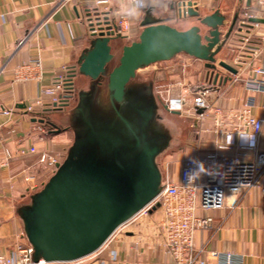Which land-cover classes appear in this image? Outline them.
Masks as SVG:
<instances>
[{
  "label": "crops",
  "instance_id": "0c3cea01",
  "mask_svg": "<svg viewBox=\"0 0 264 264\" xmlns=\"http://www.w3.org/2000/svg\"><path fill=\"white\" fill-rule=\"evenodd\" d=\"M177 1L182 0H166L162 9L152 10L153 14L175 22ZM192 1L202 14H209L218 8L229 20L237 12L239 17L246 16V13L264 16L254 0ZM121 4L122 0H111L109 8L105 10L96 4V0H0V255H9L18 242L28 243L17 207L50 178L57 163L64 159L73 139L71 130L58 132L40 121V118L47 117L62 122V113L69 106L54 107L53 96L43 90L64 73L65 66L78 69L79 55L91 37L90 18L94 21L97 16L114 19L121 10ZM143 15L136 19L129 18L130 35L139 31ZM194 19L187 17L180 21L191 26L195 24ZM227 28L228 25L223 30ZM235 32L229 38V43H241L240 35H247L253 42H259L260 37H264V22L251 23L238 35ZM36 57L41 60L40 77L16 80V68ZM187 63L191 64V61ZM203 64L205 66L204 61ZM206 72L208 74L209 69ZM77 75L74 77V90ZM205 78L207 81V76ZM214 83L212 81L207 86L205 97L208 108L203 119L194 126L192 139H182L181 145L172 151H185L180 166L165 169L166 175L174 181L178 180L185 159L197 153L217 150V144L224 142L227 135L233 132L229 123L225 129L217 130L215 118L218 108L225 114L230 111L239 114L238 118L232 116L231 121L242 127L241 133L233 132L231 135L233 147L219 150L222 156L251 160L256 152H264V93L248 90L242 80ZM39 99L42 103L37 104ZM248 100L254 102L251 114L262 120V129L255 137L256 148L243 150L239 145L248 144L253 138L251 127L242 119ZM71 101L72 97L69 103ZM29 106H33L34 110L29 111ZM4 109L10 112H2ZM66 131L72 135L70 141L64 138ZM184 143L188 144L189 149L184 150ZM32 147L36 151H32ZM44 152L57 160L55 165L41 161ZM29 175L33 176L30 180L26 178ZM263 186L264 171L260 175L259 185L243 189L238 195L228 192L225 206L209 210L198 208L200 216L213 219L208 228L198 229L195 234L196 251L204 264H218L212 251L241 253L244 264H264ZM161 215L160 205L138 215L128 231L84 257L81 264H174L173 257L154 233Z\"/></svg>",
  "mask_w": 264,
  "mask_h": 264
},
{
  "label": "water",
  "instance_id": "95a60500",
  "mask_svg": "<svg viewBox=\"0 0 264 264\" xmlns=\"http://www.w3.org/2000/svg\"><path fill=\"white\" fill-rule=\"evenodd\" d=\"M177 7L176 21L196 17L199 24L181 28L146 10L135 35L91 33L74 74L85 80L66 103L62 122L40 118L55 131L71 130L73 139L50 178L17 207L33 261L78 260L96 252L161 193L166 172L158 157L181 145L182 132L165 122L154 80L139 78V69L186 53L215 71V82H227L216 55L237 25L241 30L264 22V17H239L238 12L229 20L218 8L202 14L192 0ZM95 21L101 23L100 16ZM220 65L237 71L226 62Z\"/></svg>",
  "mask_w": 264,
  "mask_h": 264
},
{
  "label": "built area",
  "instance_id": "2783aa9c",
  "mask_svg": "<svg viewBox=\"0 0 264 264\" xmlns=\"http://www.w3.org/2000/svg\"><path fill=\"white\" fill-rule=\"evenodd\" d=\"M254 1L264 15V0ZM96 4L106 10L109 8L111 0H96ZM246 16L256 15L246 13ZM100 20L101 23L98 24L96 21L90 19L89 25L91 33H99L104 30L105 32L111 31L114 33L129 34L131 31V22L128 17L121 14V10L118 11V15L114 19L100 17ZM244 27L239 31L235 30V33L237 35L241 33ZM240 36L242 37L240 40L241 43L237 41L229 43V40H227L223 45L227 47L231 55L224 52L222 57L217 58L216 65L220 77H229L228 81L242 80L248 90L264 93V37H260L261 41L255 43L247 35ZM248 57L251 60H247ZM258 60L260 61L258 62ZM220 62L230 64L237 71L235 73L230 72L227 68L220 65ZM40 72L41 60L39 57H36L16 68L15 79L29 80L39 78ZM75 72V67L65 66L64 73L60 74L51 86L43 90L44 93L53 96L55 107H62L70 101L74 90ZM209 81L207 79V82ZM209 83L211 84V82ZM215 83L222 84L219 80ZM206 91H208V88L204 87L201 94L194 101L196 111L199 108L202 109L201 112H198L200 119H203L205 111L208 108L205 97ZM40 103H42L41 100H37V104ZM183 103L184 101L180 99H171L168 104L170 109L176 110L181 108ZM253 104L254 102L252 100H248L245 103L242 119L246 125L251 127V135L254 137V140H251L248 144L239 145L240 149L243 150L256 148L255 137L261 133L262 129V120L251 114ZM28 110L33 111L34 107L29 106ZM2 112L9 113L10 110L4 109ZM216 115L215 122L217 130L225 129L229 123L233 132H242V127L234 123V121H231L232 116L238 118L239 114L234 111L225 114L218 108ZM232 133L227 135L224 142L217 144V150L205 154L197 153L185 159L177 181L172 180L169 175H166L165 185L155 200V203L156 201L160 203L162 215L156 225L154 233L156 238L163 243L173 257L174 264H204L196 251L195 234L198 229L208 228L213 219L210 216H200L197 213L198 208L204 210L221 208L226 204L228 192L238 195L241 190L260 184V175L264 171L263 151L256 152L251 160H243L238 156L225 157L219 153L221 149H230L233 147L234 141L231 137ZM31 150L36 151V148L32 147ZM40 159L41 161H47L49 165H55L57 162L55 158L48 156L45 152L41 154ZM201 167L202 170H200ZM189 174H194L195 178L190 180ZM29 177L27 178L31 179V176ZM155 203L152 202L134 217L117 227L105 244L116 239L118 235L128 231L132 221L138 215L146 213ZM32 250L29 243L18 242L9 255H0V264H79L83 259L68 261L40 260L35 262L31 258ZM212 255L217 259L218 264H244V255L241 253L212 251ZM114 257H116L115 252Z\"/></svg>",
  "mask_w": 264,
  "mask_h": 264
},
{
  "label": "rangeland",
  "instance_id": "374dc122",
  "mask_svg": "<svg viewBox=\"0 0 264 264\" xmlns=\"http://www.w3.org/2000/svg\"><path fill=\"white\" fill-rule=\"evenodd\" d=\"M193 21H195V24H199L198 19H194ZM173 25L183 28L189 26L187 23H182V21H175L173 22ZM202 30L205 31L204 26L202 27ZM224 52L231 55L227 47L223 46L222 50H220L216 57H222ZM189 61H191V64L187 63ZM207 70L208 69L204 66L202 60L192 57L186 53H179L172 59L151 64L147 67L139 69L138 71L139 78H149L154 80V89L160 104V112L164 115L165 122L172 128H175L174 132H176L177 128L181 129V137L183 140H185V138L189 139V141L192 139L194 126L199 123L200 117L198 110L196 111V109H194V101L195 98L201 94L204 87L210 86V83L207 82L205 78ZM77 77V85H79L82 81L84 82L85 79L83 76L78 74ZM190 77L192 79H190ZM171 99H180L184 101L182 107L176 109L178 112H174V110L167 109L165 107V105L169 107L168 103ZM64 134V138L68 141L72 139V135L69 131L64 132ZM184 147V150L189 149L187 143H184ZM176 148V145L171 146L158 157V163L164 171H167L165 170L167 168L171 170L173 166H180L181 159L183 154H185V151L177 150L172 152ZM29 176H31L32 179L33 176ZM151 207L146 213L151 211ZM81 263L82 261L79 262V264Z\"/></svg>",
  "mask_w": 264,
  "mask_h": 264
},
{
  "label": "clouds",
  "instance_id": "9594fccd",
  "mask_svg": "<svg viewBox=\"0 0 264 264\" xmlns=\"http://www.w3.org/2000/svg\"><path fill=\"white\" fill-rule=\"evenodd\" d=\"M165 4L166 0H122L121 14L128 18L136 19L146 10L162 9ZM200 170H202V167ZM194 178V174H189L190 180Z\"/></svg>",
  "mask_w": 264,
  "mask_h": 264
},
{
  "label": "flooded vegetation",
  "instance_id": "af4514ba",
  "mask_svg": "<svg viewBox=\"0 0 264 264\" xmlns=\"http://www.w3.org/2000/svg\"><path fill=\"white\" fill-rule=\"evenodd\" d=\"M176 5H177V4H176ZM176 5L174 4V6H176ZM176 7H177V6H176ZM177 10H178V9H177ZM177 14H178V13H177ZM195 18H196V17H195ZM236 25H237V24H236ZM237 27H238V25L232 30V34H233V32H235V30H236ZM232 34H231V35H232ZM230 37H231V36H230ZM228 40H229V39H228ZM215 73H216L215 71H214V73H212L211 71H209L208 74L206 75V76H207V79H208V80H211V82L214 81Z\"/></svg>",
  "mask_w": 264,
  "mask_h": 264
},
{
  "label": "trees",
  "instance_id": "16d2710c",
  "mask_svg": "<svg viewBox=\"0 0 264 264\" xmlns=\"http://www.w3.org/2000/svg\"><path fill=\"white\" fill-rule=\"evenodd\" d=\"M55 107V106H54ZM58 108V107H57Z\"/></svg>",
  "mask_w": 264,
  "mask_h": 264
}]
</instances>
